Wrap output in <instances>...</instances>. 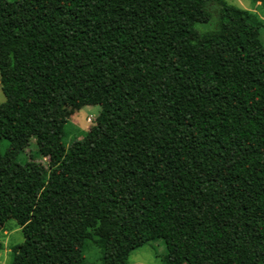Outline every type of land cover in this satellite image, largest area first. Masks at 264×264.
Segmentation results:
<instances>
[{"label":"trees","instance_id":"trees-1","mask_svg":"<svg viewBox=\"0 0 264 264\" xmlns=\"http://www.w3.org/2000/svg\"><path fill=\"white\" fill-rule=\"evenodd\" d=\"M259 29L225 0H0L9 264H84L91 245L120 264L157 240L171 264H264ZM95 104L67 150L63 108Z\"/></svg>","mask_w":264,"mask_h":264},{"label":"rangeland","instance_id":"rangeland-1","mask_svg":"<svg viewBox=\"0 0 264 264\" xmlns=\"http://www.w3.org/2000/svg\"><path fill=\"white\" fill-rule=\"evenodd\" d=\"M228 4L234 5L240 9L249 11L253 15V20L260 25L259 40L264 53V7L254 0H225ZM4 101V96L0 89V104ZM103 110L102 104L84 106L80 109H75L70 106H65L62 110V116L66 120L65 126V144L67 150L81 140L86 131L96 123L100 113ZM90 119V120H88ZM8 141L0 140V153H3L8 147ZM25 157H20V161L24 162ZM46 163V159L42 163ZM23 234L16 225L15 221L10 219L4 226L0 234L1 243L5 242L6 247L0 249V264H9L11 260V249L23 242ZM3 245V244H2ZM9 251H6V250ZM172 255L180 253V246L171 248ZM6 251V252H5ZM170 254L162 240H157L145 244L136 250L132 251L120 264H171ZM84 264H115L110 258L104 257L99 247L94 245L89 246L84 252ZM186 264V263H180Z\"/></svg>","mask_w":264,"mask_h":264},{"label":"crops","instance_id":"crops-1","mask_svg":"<svg viewBox=\"0 0 264 264\" xmlns=\"http://www.w3.org/2000/svg\"><path fill=\"white\" fill-rule=\"evenodd\" d=\"M2 244H3L2 246H5V247H6V243H5V242H3ZM5 250H6V249H5ZM6 251H9V250H6ZM6 251H5V252H6ZM0 256H1V254H0Z\"/></svg>","mask_w":264,"mask_h":264},{"label":"built area","instance_id":"built-area-1","mask_svg":"<svg viewBox=\"0 0 264 264\" xmlns=\"http://www.w3.org/2000/svg\"><path fill=\"white\" fill-rule=\"evenodd\" d=\"M88 120H90V119H88Z\"/></svg>","mask_w":264,"mask_h":264}]
</instances>
